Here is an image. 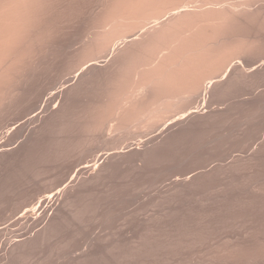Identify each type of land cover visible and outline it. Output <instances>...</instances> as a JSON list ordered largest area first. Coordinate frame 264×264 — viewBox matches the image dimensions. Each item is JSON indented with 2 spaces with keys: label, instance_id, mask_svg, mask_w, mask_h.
Listing matches in <instances>:
<instances>
[{
  "label": "bare ground",
  "instance_id": "obj_1",
  "mask_svg": "<svg viewBox=\"0 0 264 264\" xmlns=\"http://www.w3.org/2000/svg\"><path fill=\"white\" fill-rule=\"evenodd\" d=\"M74 1L75 0H0V131H1L0 135L1 134H2V136L4 135L3 137L0 138V154L1 155L2 154H9V153L11 154L15 151H18L19 152L18 155L15 158H13V160H14V162H21L24 158L27 157V154L31 150L32 147H34L35 145H37L39 143H42L49 133H51V134L53 133V134H56L60 137L58 139V142L60 141L59 142L60 145H61V142H64L65 143L64 145H66V147H65L66 149H63V151L60 148L61 146L60 147L56 146L57 148L61 149L60 151H58V149H56L58 152L61 153V151H62L64 153V155L62 154V156L65 157L64 159H66V162L68 159H70V158L72 159L74 156L80 157L79 160L76 162V164L73 167L70 165H69L70 167H68V166L65 168L63 167L64 169H67V170L72 169L73 172L69 171L70 173H72V178L70 180L68 178V176L71 177V175L68 174L67 179H69V180H68V182H67V180L65 181V182H67V184H65L63 182L65 184L63 186V184H61V182H60L61 186H63V187H61V186L59 187V190H61L59 192L57 191L59 194L54 196V197H51V199H50V196H52V194H50L51 192L48 189V191L50 192L49 193L50 195L48 194L49 196L47 197L49 199L47 201L48 203L46 202L47 206H46V204H42L43 206L44 205L46 206V208H44L46 211L44 212V209L41 208V209H43L42 211L44 212V220H46V224H44L43 228L39 232L37 231L38 229L35 230L38 232V234L36 233L37 236H35L34 238H32L33 237L32 236L30 239L28 238V240H27V238H25L19 242L13 241L15 243L12 242L9 245V249H10V246L12 248L13 255L20 250H25L28 245L34 244V243H36V241L37 242L38 241L39 242L44 241L48 237L54 236V234H56L59 231V229L61 228L63 223L67 222L66 221V218H67L66 211L69 210L76 203H79V202H77V200H79L80 197L85 196V194L88 193L89 191H91V189L94 186H96L97 184H99L101 182H105V180L114 176V174H116L119 170L125 169L126 167L127 168L132 167V166H134V168H137L138 163H141V165L139 164V166H141L140 168L143 169L145 167L144 165H146L147 163L148 164L151 163L153 165V163H157V162L160 163L161 161H165V160H167V162H168V160H172V156L175 155V153L178 152L180 154V152L178 151L180 149V146H182V145L186 146L185 144H191L190 141L194 140L195 137L200 136L202 133H204V131L206 132V130L211 128V126H213L217 121H220L221 119L224 120L225 118H228V116L229 117L234 116L237 113L236 111H238V109H239L238 104H241L240 110H243L245 112L244 114H246V119L243 120V121H245V123L246 122L251 123V122L255 121L257 114L261 113V110L264 109V99L263 100L261 99V101H259V103H256V102L251 103V102H248V100H242L239 103L237 101L243 95H246L247 92H254L255 90L264 86V0H98V1H94L95 4L92 5V7L90 8L89 20L87 22L88 25L85 27L83 35L80 36L78 34H75V35L73 34V36L71 38H69L66 42H63V41H60L61 35L63 36L64 34L67 33L66 31L70 28L69 25L73 22V19H75L74 17L71 16V12H74V10H75V7H73ZM73 30H75V29H73ZM100 59H103V61H99ZM101 62H104L105 64L102 65ZM60 81H62L61 85H60V87H57V85H58V83H60ZM262 95H264V93ZM253 101H254V99H253ZM222 105H228V107L227 108H221ZM255 110L257 113H255ZM256 120H257V118H256ZM242 122H241V124L244 127ZM33 124L36 125V127L34 126V128L32 129L31 125H33ZM241 124H240V127H241ZM247 126H248V124H247ZM221 127H223V126H221ZM228 127H229V125H228ZM232 127H234V126H232ZM243 127H241L242 130L244 129ZM236 128H238V127H236ZM5 129H7V130L4 131ZM251 131H253V130H251ZM257 131H256V133H257ZM25 132H28L26 134V136L24 135ZM212 132H214V131H212ZM233 132H234V129H233ZM230 133H232V131ZM212 134H214V133H212ZM234 135H235V133H234ZM246 135L244 136V138H242V140L238 144L231 146V149H229V150L228 149L224 150L223 145H222L223 143H225L222 141L223 135L220 136L218 138V140L220 141V142H218L219 143L218 147L220 149L218 151L220 152V154H219V152L216 153V155L218 154L217 157H221V158L223 157L224 158L226 155H230L231 153H233L235 151L247 149V147L249 146L248 144L250 143V140L253 141V139L250 138V136H246ZM204 136H206V135H204ZM225 136H227V133H226V135H224V137ZM22 137L24 139L21 142H19V140ZM50 137H53V135ZM234 139L235 138H233V140ZM260 139L261 140L258 141L257 145L255 146V149H253L252 154H250V152L248 151L250 156H248L247 159L242 158V157L235 158L234 162H232L233 164L231 165V167L234 168L235 166L239 165L243 168L242 165H244V163H249V162H252L254 160H255V163L257 161H262L264 159V135L263 134L261 135ZM204 140H205V138H204ZM206 140H208V139H206ZM213 140L215 142V139H213ZM226 142H228V141L226 140ZM229 142H230V139H229ZM55 143H57V142H55ZM215 143L217 144V142H215ZM74 144L76 146L75 149L78 147V149H76V152H73L75 150H72V149H74L73 148ZM97 144H98V146H100V148H103V150L106 153L94 155L95 150L93 149L94 147L92 148V146L97 145ZM205 144L201 145L200 146L201 148H199V149H204V147L206 148L207 145H210V143H208L206 145ZM212 144H213V142H212ZM142 146H144L145 149H142ZM191 146L194 147L193 144ZM195 146H197V144ZM52 147L53 146H50V148H52ZM97 147H95V148H97ZM229 147H230V145H229ZM126 149H129V150H126ZM196 150H197V148H196ZM50 151H51V149H50ZM58 152H56V153L58 154ZM96 153H98V151ZM190 153H189V155L187 154L188 157L190 156ZM213 153H214V150H213ZM203 154H205V153H203ZM48 155H50V154H48ZM52 155H54V154H52ZM182 155H184V154H182ZM59 156H60V154H59ZM92 156L94 158L92 160H88V158H90ZM205 156H206V154H205ZM184 157H182V158H184ZM190 157H194V156H192V154H191ZM229 157L230 156H228V158ZM38 158L40 159V157H38ZM180 158H181V156H180ZM197 158H198V156H197ZM71 159H70V161H71ZM173 160H175V159H173ZM183 160H185V159H183ZM188 160L189 159L187 158V160H185V161L187 162ZM211 160H212V158H211ZM72 161H74V159ZM213 161H215V159ZM9 162H12V160H9ZM59 162H63V160L62 161L60 160ZM175 162L177 163V161H175ZM210 162H212V161H210ZM45 163L43 164V167H45L44 166ZM53 163H56V162H53ZM212 163H210V164H212ZM216 163H215V165H216ZM226 163H227V161H226ZM30 164L32 165V163H30ZM57 164H58V162H57ZM59 164H61V163H59ZM163 164H164V162H163ZM182 164H184V163L182 162ZM158 165H160V164H158ZM61 166H63V164ZM191 166L193 167V165H191ZM13 167H15V166H13ZM26 167H27V165H26ZM39 167L40 166H38L36 168H39ZM158 167L156 166V168H158ZM174 167H175V165H174ZM181 167H183V165H181ZM194 168H196V166H194ZM210 168H212V166ZM210 168H209V170H210ZM7 170H8V168H7ZM45 170L46 169L44 168V171ZM67 170H64L65 173ZM167 170H166V172H167ZM197 170H198V168H197ZM197 170L194 169V170H191V171L186 172V173L181 172V173H179V175H176V177L172 181V184H171L172 186L170 185L171 188L167 192L166 198L171 199L172 197L174 198L175 195L179 197V195H177V194L182 192L183 190H185L187 187L196 186V185L199 186V183L201 182V180L204 177H206L207 175H209V173L200 172V170H199V172H197ZM215 170H217V169H215ZM173 171H175V170H172V172ZM69 172H67V173H69ZM132 172H133V170H132ZM143 172H144V170H143ZM30 173H31V170H30ZM45 173H47V172L45 171ZM129 173H131V172H129ZM134 173H135V171H134ZM2 174H5V173H2ZM41 174H43V173H41ZM41 174L39 176H41ZM117 174H119V173H117ZM161 174H162V172H161ZM161 174H160V176H161ZM216 174H217V172H216ZM224 174H226V172H224ZM251 174H253V173H251ZM65 175H67V174H65ZM10 176H11V174H10ZM22 176H23V174H22ZM29 176H31V175H29ZM34 176H35V174H34ZM44 176H46V175L44 174ZM182 176H183V178H181ZM224 176H226V175H224ZM56 177H57V174H56ZM140 177H141V175H140ZM211 177H213V175ZM36 178H37V175H36ZM221 178H222V176H221ZM232 178H233V176H232ZM19 179H21V177ZM34 179H35V177H34ZM39 179L40 178H38V180ZM131 179H132V177H131ZM131 179H130V181H131ZM2 180H3V178H2ZM132 180H135V179H132ZM204 180H206V179H204ZM231 180H229V181H231ZM235 180L233 178V181H235ZM8 181L11 182L12 180L11 181L8 180ZM108 181H109V179H108ZM141 181H143V180L141 179ZM240 181L242 182V180H240ZM246 181H248V180H246ZM258 181H260V180H258ZM263 181H264V179H263ZM23 182H24V180H23ZM52 182H53V180H52ZM152 182L154 184V181H152ZM36 183H38V182H36ZM151 183L149 185H151ZM160 183H162V182H160ZM5 184H7V183H5ZM10 184H9V187H10ZM17 184H19V183H17ZM40 184H41V182H40ZM153 184H152V186H153ZM164 184H165V182H164ZM34 185H35V183H34ZM116 185H118V184L116 183ZM58 186H59V184L57 185V187L56 186L55 187L52 186V187L54 189L55 188L58 189ZM108 186L111 187V185H108ZM136 186H135V188L138 189L137 188L138 186L137 187ZM236 186H237V184H236ZM255 186H254V188H255ZM21 187H23V186H21ZM122 187L123 186H121V188ZM125 187H123V188H125ZM222 187H224V186H222ZM256 187H257V188H255L256 190L258 189V191L264 192V183L259 184ZM10 188H12V186ZM100 188H101V186H100ZM251 188L253 189V187H251ZM4 189H5V187H4ZM19 189H20V187H19ZM140 189L141 188H139L138 190L141 191ZM155 189L157 190V188H154V190ZM191 190H192V187H191ZM221 190H219V192ZM248 190H249V188H248ZM248 190H247V192H248ZM6 191H4V192L8 193ZM25 191H26V189H25ZM38 191H39V189H38ZM112 191L116 192L115 190H112ZM163 191L164 190H162V192ZM189 191H190V189H189ZM233 191L235 192V190H233ZM110 192H108V193H110ZM133 192L135 193V191H133ZM143 192H145V191H143ZM143 192H140V193H143ZM152 192H153V190H152ZM243 192H245V190ZM10 193H8V194L11 195ZM15 193H16V191H15ZM47 193H46V195H47ZM102 193H104V191ZM205 193H207V192H205ZM17 194H18V192H17ZM105 194H107V193H105ZM135 194H137V193H135ZM228 194L229 193H227V195ZM242 194H244V193H242ZM27 195H28V193H27ZM46 195L44 196V198L46 197ZM89 195L86 196L87 200L88 199L90 200ZM120 195H122V193ZM128 195H131V194L129 193ZM128 195H127V197H128ZM132 195H133V193H132ZM138 195L139 194H137V196ZM156 195H159V194L156 193ZM101 196H102V194H101ZM148 196L149 195H147V197ZM155 196H153V197H155ZM3 197H4V195H3ZM118 197H120V196H118ZM180 197L182 198V196H180ZM192 197H193V194H192ZM26 198H27V196H26ZM105 198H107V197H105ZM116 198L117 197H115L114 199L116 200ZM181 198H179V199H181ZM199 198H197V199H199ZM0 199H2V197ZM30 199H28V200H30ZM45 199H44V203H45ZM114 199H112V200H114ZM135 199L137 201L138 198H135ZM175 199L178 200V198H174L173 201H175ZM220 199H222V198H220ZM237 199H239V198H237ZM84 200H86V199H84ZM126 200H128V199L126 198ZM2 201H3V199H2ZM22 201H25V200H22ZM95 201H97V200H95ZM120 201H122V199ZM236 201H238V200H236ZM262 201H263V199H262ZM84 202L85 201H83L82 203H84ZM88 202L89 201H87V203ZM98 202L99 201H97V203ZM123 202L124 201H122V204H123ZM153 202H154V200H153ZM167 202H169V201H167ZM205 202H206V200H205ZM211 202H212V200H211ZM108 203L109 202H106V205ZM120 203L118 204V206H120ZM139 203H141V202H139ZM176 203H175V205H176ZM199 203H202V202H199ZM245 203H246V201H245ZM22 204H23V202H22ZM89 204H92V202ZM110 204H111V202H110ZM129 204H130V202H129ZM181 204H182V202H181ZM184 204H182V205H184ZM205 204H207V203H205ZM212 204H214V203L212 202ZM248 204H249V202H248ZM29 205L30 204H28V206ZM80 205H79V208H80ZM165 205H167V203ZM169 205H167V206H169ZM171 205H172V203H171ZM34 206H36V205H34ZM88 206L89 207H87V210H88V208H90V205H88ZM101 206L103 207V205H101ZM101 206H99L100 209H101ZM161 206H164V205L162 204ZM173 206H174V204H173ZM180 206L181 205H179V207ZM187 206H189V205H187ZM9 207H10V205H9ZM22 207H25V206H22ZM81 207H85V208H82V210L80 212L85 213L83 211V209L86 211V206L83 205ZM94 207H95V205H94ZM110 207L115 208V206H110ZM131 207H133V206H131ZM147 207H149V206L147 205ZM32 208L35 209L34 207H32ZM95 208H93V209L95 210ZM111 208H110V211H112ZM121 208H122V206H121ZM134 208H132V209H134ZM154 208L155 207H153L152 210H154ZM163 208H165V207H163ZM203 208H204V206H203ZM31 209L29 208L30 212H31ZM71 209L76 210V208L75 209L71 208ZM29 210L25 209V211H27V212ZM90 210L91 209H89V212H90ZM20 211H22V210L19 209V212ZM34 211L32 210V212H34ZM77 211H79V209ZM27 212L26 213L24 212V214H27ZM50 212H52V213H50ZM94 212L98 213V208ZM103 212H104V210H103ZM106 212H105V214H106ZM146 212H148V211H146ZM164 212H162L163 215H165ZM74 213H75V211H74ZM88 213H86V214L88 215ZM91 213H89V215ZM97 213H94V214H97ZM100 213L101 212H99V214ZM22 214H23V212H22ZM118 214H120V213H118ZM118 214H116V215H118ZM138 214L140 215V213H137V215ZM231 214H233V213H231ZM70 215L72 216V214H70ZM79 215L81 216V213L78 214V216ZM87 215H82V216L86 217ZM192 215H195V214L193 213ZM203 215H205V214H203ZM254 215H255V213H254ZM82 216H81V218H82ZM92 216H93V213H92ZM107 216H109V215H107ZM142 216H141V218H142ZM146 216L147 215H145V218H146ZM158 216H156V217L158 218ZM172 216L171 217L169 216V218H172ZM74 217H77V216L74 215ZM104 217L106 218V215ZM162 217L163 216H161V218ZM197 217H198V215H197ZM18 218H19V216H18ZM84 218H82L81 220H83ZM95 218H97V217H95ZM107 218H109V217H107ZM107 218L105 220H107ZM203 218H204V216H203ZM100 219H101L100 220V222H101L103 220V217H101ZM118 219H120V218H118ZM149 219H151V218H149ZM81 220H79V221H81ZM204 220H205V218H204ZM91 221H89V219H88V222H91ZM155 221H157V220H155ZM98 222H99V219H98ZM103 222H104V220L102 221V223ZM126 222H127V220H126ZM190 222H189V224H190ZM201 222H203V221H201ZM228 222H229V220H228ZM77 223H78V221H77ZM86 223H84V224H86ZM105 223H108V222L105 221ZM111 223L114 224L113 221H111ZM149 223L151 224V222H149ZM178 223H179V221H178ZM197 224L199 225V223H197ZM197 224H195V225H197ZM39 225H41V224H39ZM89 225H90V223H89ZM260 225H262V224H260ZM91 226H92V224H91ZM138 226H140V225H138ZM251 226H253V225H251ZM69 227H71V226H69ZM74 227H76V226L74 225ZM80 227L82 228V224ZM84 227H87V226L84 225ZM108 227L106 228L107 230H108ZM122 227H125V226L123 225ZM161 227H162V225H161ZM169 227H171V226H169ZM169 227H167L166 230H169ZM228 227H230V226H228ZM112 228H114V227H112ZM139 228H137V229H139ZM220 228H222V227H220ZM75 229L76 228H74V232H76ZM117 229H119V228H117ZM137 229H136V231H137ZM188 229H190V228L188 227ZM207 229H208V227H207ZM224 229H225V227H224ZM69 230H70V228H69ZM77 230H79V229H77ZM109 230H110V227H109ZM109 230L107 231V233L109 232L108 235L111 234ZM122 230H124V229L122 228ZM166 230H165V232H166ZM199 230H200V228H199ZM249 230H251V229H249ZM112 231H115V230H112ZM147 231H149V230H147ZM131 232H133V231H131ZM77 233H79V231ZM177 233H178V231H177ZM61 234H62V232H61ZM129 235L131 236L130 233H129ZM152 235H151V237H152ZM188 235L189 234H187V236ZM62 236H64V235H62ZM116 236H119V235H116ZM124 236H126V235H124ZM181 236H184V235H181ZM203 236H201V237L203 238ZM244 236H245V234H244ZM246 236H248V235H246ZM141 237H142V235H141ZM151 237H149L150 240H152ZM62 238H64V237H62ZM106 238H108V237H106ZM0 239H1V237H0ZM55 239H56V237H55ZM101 239H102V237H101ZM117 239H118V237H117ZM159 239H161V238H159ZM71 240H73V238H71ZM94 240L95 239H93V241ZM98 240H99V238H98ZM103 240L106 241L105 239H102V241ZM107 240H109V239H107ZM143 240L144 239L142 238L139 241L140 242L146 241V240H144V241ZM167 240H169V239H167ZM196 240H198V238ZM196 240H194V241H196ZM58 241H57V243H58ZM68 241H70V240H68ZM74 241L76 242V240H74ZM88 241H90V240H88ZM115 241L113 240L114 243H115ZM158 241H160V240H158ZM178 241H180V240H178ZM191 241H193V239ZM60 242L61 241H59V244H60ZM91 242H92V240H91ZM95 242H97V241H95ZM185 242L183 241L182 243H185ZM198 242H200V240ZM63 243H65V242H62L61 245H63ZM102 243H105V242H102ZM147 243H148V241H147ZM166 243H167V241H166ZM187 243H188V241H187ZM233 243H234V241H233ZM66 244L69 245V243H66ZM116 244H118L117 241H116ZM159 244H160V242H159ZM189 244H191V242H189ZM194 244H196V243H194ZM90 245H91V243L89 244V246ZM118 245H117V247H118ZM129 245L130 244H128V246ZM133 245H134V243H133ZM141 245H140V247H141ZM172 245H176V244H172ZM131 246H132V244H131ZM169 246L170 245L168 244V247ZM177 246H179V245H177ZM177 246H176V248H175V246H174V248H173V246H171L170 248H173L174 250L176 249V251H177ZM188 246H185V247H188ZM227 246L229 248V245H227ZM60 247H62V246H60ZM140 247H139V250H140ZM145 247H142V248L145 249ZM180 247H182V246L180 245ZM192 247H193V244H192ZM230 247H232L231 244H230ZM260 247H263V246H260ZM129 248H132V247L129 246ZM183 248H184V246H183ZM228 248H226V250H228ZM103 249H104V247H103ZM106 249H107V247H106ZM154 249H156V248L154 247ZM108 250H107V252L109 253ZM132 250H131V252H132ZM157 250L158 249H156V252H158ZM164 250H165V248H164ZM193 250H195V249H193ZM230 250H228V251H230ZM253 250H251V251H253ZM259 250H260V248H259ZM10 251H11V249H10ZM12 251L9 254V252L6 250V252H8L9 255L12 254ZM116 251H118V250L116 249ZM225 251L223 250V252L225 254H227ZM232 251H234V250H232ZM254 251H253V253H254ZM20 252H21L20 256H24V255H22V251H20ZM20 252H18L17 254H19ZM128 252H129V250H128ZM131 252H130V254H131ZM179 252H181L180 249H179ZM197 252H199V250ZM219 252H221V251H219ZM223 252H221V253H223ZM237 252L238 251H236V253ZM88 253H87V256H88ZM112 253H113V251H112ZM133 253H134V250H133ZM141 253H143V252H141ZM203 253H204V251H203ZM258 253H256V254H258ZM121 254H123V253H121ZM128 254H127V256L125 255L126 260L131 256V255L128 256ZM173 254H175V253H173ZM234 254H235V252H234ZM261 254H263V253H260V255ZM119 255L120 254L118 253V257H119ZM146 255H147V257L149 256L148 253ZM158 255L159 254H157V256ZM170 255H172V254H170ZM201 255H203V254H201ZM229 255H230V253H229ZM192 256H193V254H192ZM248 256H249V254H248ZM248 256H247V258H248ZM158 257L156 259H158ZM255 257H256V255H255ZM73 258L78 259L79 257L77 258L74 256ZM122 258L124 259V257H122ZM131 258L133 260V258H134L133 254H132ZM131 258H129V259L131 260ZM135 258H134V260H135ZM143 258H144V256L142 257V259ZM185 258H186V256H185ZM209 258L207 257V260ZM229 258H228V260H229ZM237 258H239V257H237ZM148 259L149 258H147L146 260H148ZM82 260H84V259H82ZM89 260H91V259H88V261ZM146 260H144V261H146ZM207 260H205V261H207ZM119 261L120 260H118V262ZM138 261H140V260H138ZM162 261H164V260H162ZM215 261H217V260L214 259V262ZM249 261H252V260L249 259ZM249 261H247V262H249ZM67 262H70L69 264H81L80 260H73V259L71 260L70 259ZM93 262H95V261L93 260ZM204 262H201V263H204ZM244 262H246V261L244 260ZM122 263H124V262H122ZM239 263H240V261H239ZM251 263H253V261ZM126 264H127V262H126ZM133 264H134V262H133ZM196 264H197V261H196Z\"/></svg>",
  "mask_w": 264,
  "mask_h": 264
},
{
  "label": "rangeland",
  "instance_id": "obj_2",
  "mask_svg": "<svg viewBox=\"0 0 264 264\" xmlns=\"http://www.w3.org/2000/svg\"><path fill=\"white\" fill-rule=\"evenodd\" d=\"M94 1H98V0H75L74 3H73V7H75V10L74 12H71V16L74 17L75 19H73V22L69 25V29L66 31L67 33L64 34L63 36L61 35V39L60 41H63V42H66L69 38H71L73 36V34H78V35H83L84 33V30H85V27L88 25L87 22L89 20V11H90V8L92 7V5L95 4ZM75 5V6H74ZM87 5V6H86ZM76 11V12H75ZM87 16V17H86ZM82 18V19H81ZM85 25V26H84ZM80 27V28H79ZM83 28V29H82ZM75 29V30H73ZM99 61H103V59H100ZM101 64H105L104 62H101ZM61 82L58 83L57 87H60L61 85ZM260 90V91H259ZM264 93V86L260 87L259 89L255 90L254 92H247L246 95H243L238 101L241 102L242 100H248V102H251V103H259V101H261V99L263 100L264 99V95H262ZM261 94V95H260ZM259 97V98H258ZM261 97V98H260ZM244 98V99H243ZM254 99V101H253ZM257 99V100H256ZM236 101V102H237ZM241 104H238V111H236L237 113L234 115V116H231L228 118H225L224 120H220V121H217L213 126H211V128L207 129L206 132L204 131V133H202L200 136L198 137H195L194 140L190 141L191 144H185L186 146L182 145L180 146V149L178 150L180 152V154L177 152L175 153V155L172 156V160L175 159V160H165V161H161L160 163H153V165L151 163H147L146 165H144L145 167L142 169L140 168L141 166H139V164L141 165V163H138V167L137 168H134V166L132 167H126L125 169H121L119 170L117 173L119 174H114V176L108 178L107 180H105V182H101L99 184H97L96 186H94L91 191H89L88 193L85 194V196H82L80 197L79 200H77V202L79 203H76L74 206H72L71 208L75 209L76 210H72L71 208L69 210L66 211V223H63V225L61 226V228L59 229V231L54 234V236H50L48 237L47 239H45L44 241H36V243L34 244H31V245H28L27 246V250H20L22 251V255L24 256H20L21 252L19 254L15 253L13 255V251H12V248L10 246V249L12 251V254L9 255L11 253L10 249H9V245L15 241V242H19L25 238H28L30 239L32 236V238H34L36 235V233L38 234V232L43 228L44 224H46V220H44V212L46 211L44 208H46L47 206V201L49 200L47 197L52 194V196H50V199L51 197H54L56 195H58L59 191V187L61 186V184H63V186L65 184H67L68 180L72 178V173H70L69 171H72V169H64L65 167H70V166H74L76 164V162L79 160V156H74L71 161L70 159L67 160L66 162V159H64L65 157L62 156V154L64 155V153L62 152L63 149H66V145H64L65 143L64 142H61V145L59 144L58 142V139L60 138L58 135L56 134H51L49 133L46 138L44 139V141L42 143H39L37 145H35L34 147L31 148V152L29 151L28 154H27V157L24 158L21 162H14L13 158H15L17 155H18V151H15L13 153H9V154H0V173H5V174H0V196L2 197V199H0V237H1V241H0V264H69L70 262H67L69 261L70 259L72 260H80V263L82 264H196V261H197V264H238L239 261L240 263L239 264H264V192H260L258 191V189L256 190L255 188H257L256 186L259 185V184H262L264 183L263 181V177H264V159L262 161H257L255 163V160L252 161V162H249V163H244L243 168L241 166H235L234 168L231 167V165L233 164L232 162H234L235 158H239V157H242V158H245L247 159L249 155V152L250 154H252L253 152V149H255V146L257 145L258 141H260L261 139V135L263 134L264 135V109L261 110V113L257 114V120L255 118V121L251 122V123H248L245 121H243L244 119H246V114H244L245 112L243 110H240ZM226 106V107H225ZM216 107V106H215ZM228 105H222L221 108H227ZM260 112V111H259ZM240 113V114H239ZM255 113L256 110H255ZM237 115V116H236ZM243 115V116H242ZM259 115V116H258ZM262 116V117H261ZM237 117V118H236ZM244 117V118H243ZM232 119V120H231ZM237 120V121H236ZM230 121V122H229ZM233 121V122H232ZM243 121V122H242ZM241 122L243 123L244 127L242 126ZM259 123V124H258ZM263 123V124H262ZM240 124H241V127H243L244 129L242 130V128L240 127ZM248 124V126H247ZM250 124V125H249ZM255 124V125H254ZM229 125V127H228ZM258 125V126H257ZM34 126L36 127V125H31V128L33 129ZM223 126V127H221ZM234 126V127H232ZM247 126V127H246ZM220 127V128H219ZM238 127V128H236ZM219 128V129H218ZM255 128V129H254ZM233 129H234V132H233ZM241 129V130H240ZM260 129V130H259ZM7 129H5L4 131H6ZM211 130V131H210ZM253 130V131H251ZM258 130V131H257ZM3 131V132H4ZM214 131V132H212ZM232 131V133H230ZM257 131V133H256ZM239 132V133H238ZM1 133V131H0ZM28 132H25L24 135L26 136ZM214 133V134H212ZM227 133V136L224 137V135H226ZM230 133V134H229ZM235 133V135H234ZM206 136H204V135ZM212 134V135H211ZM229 134V135H228ZM244 134V135H243ZM247 134V135H246ZM29 135V134H28ZM53 137H50L52 136ZM219 135V136H218ZM223 135V136H222ZM239 135V136H238ZM250 136V138L253 139L250 140V143L248 144L249 146L247 147V149H242L240 151H235L233 153H231L230 155H226L224 158L222 157H217L216 153H218L220 150L219 147H218V142H220L218 140V138L220 136H222V141L225 142L223 143V148L224 150H229L231 149V146L235 145V144H238L242 138H244V136ZM252 135V136H251ZM4 136V135H3ZM2 134L0 135V138L3 137ZM211 136V137H210ZM243 136V137H242ZM200 137V138H199ZM207 137V138H206ZM216 137V138H215ZM228 137V138H227ZM199 138V139H198ZM205 138V140H204ZM233 138H235L233 140ZM24 138L22 137L19 142H21ZM197 139V140H196ZM208 139V140H206ZM213 142L210 141V140ZM215 139V142H217V144L214 142ZM217 139V140H216ZM225 139V140H224ZM229 139H230V142H229ZM256 139V140H255ZM51 140V141H50ZM226 140L228 142H226ZM255 140V141H254ZM209 141V142H208ZM57 142V143H55ZM202 142V143H201ZM208 144L210 143V145H207L206 148L204 147V149H199L201 148L200 146L203 145V144ZM230 143V144H229ZM19 144V143H18ZM17 144V145H18ZM46 144V145H45ZM49 144V145H48ZM194 145V147H192L191 145ZM197 144V146H195ZM205 144V145H206ZM230 147H229V145ZM59 145V146H58ZM212 145V146H211ZM216 145V146H215ZM225 145V146H224ZM40 146V147H39ZM49 146V147H48ZM50 146H53L52 148H50ZM60 147L62 149L61 153L58 152L60 151L61 149L60 148H57V147ZM97 145H94L92 146V148L95 150V154L94 155H99V154H103V153H106L103 148H100V146ZM56 147V148H55ZM63 147V148H62ZM75 144H74V149L72 150H75L73 152H76V149H78V147L75 149ZM97 147V148H95ZM44 150H42V149ZM185 148V149H184ZM197 148V150H196ZM251 148V149H250ZM37 149V150H36ZM47 149V150H46ZM51 149V151H50ZM58 149V151L56 150ZM102 151H101V150ZM106 149V148H105ZM142 149H145L144 146H142ZM187 149V150H186ZM209 149V150H208ZM126 150H129V149H126ZM197 152H196V151ZM203 150V151H202ZM213 150H214V153H213ZM55 151V152H54ZM98 151V153H96ZM104 151V152H103ZM107 151V150H106ZM249 151V152H248ZM35 154H34V153ZM58 152V154L56 153ZM187 152V153H186ZM191 152V153H190ZM196 154H195V153ZM37 153V154H36ZM184 155H182V154ZM190 153V156L192 154V156L194 157H188ZM205 153V154H203ZM213 155H212V154ZM35 156H34V155ZM50 154V155H48ZM54 154V155H52ZM57 154V155H56ZM60 154V156H59ZM178 154V155H177ZM186 154V155H185ZM188 154V155H187ZM209 154V155H208ZM220 154V152H219ZM46 155V156H45ZM75 155V154H74ZM204 157H203V156ZM50 156V157H49ZM52 156V157H51ZM55 156V157H54ZM58 156V157H57ZM179 158H178V157ZM181 156V158H180ZM185 156V157H184ZM198 156V158H197ZM201 156V157H200ZM228 156H230L228 158ZM33 157V158H32ZM40 157V159L38 158ZM46 157V158H45ZM184 157V158H182ZM189 159L187 162L185 160H187V158ZM208 157V158H207ZM28 158V159H27ZM38 158V159H37ZM57 158V159H56ZM94 157H90L88 158V160H92ZM197 158V159H196ZM212 158V160H211ZM57 161H56V160ZM74 159V161H72ZM179 161H178V160ZM185 159V160H183ZM192 159V160H191ZM194 159V160H193ZM215 159V161H213ZM231 159V160H230ZM9 160H12V162H9ZM38 162H37V161ZM41 160V161H40ZM48 160V161H47ZM53 160V161H52ZM62 161L63 162H59V161ZM205 160V161H204ZM217 160V161H216ZM220 160V161H219ZM227 163H226V161ZM8 161V162H7ZM29 161V162H28ZM47 161V162H46ZM171 161V162H170ZM177 161V163L175 162ZM203 161V162H202ZM212 161V162H210ZM219 161V162H218ZM2 162V163H1ZM14 162V163H13ZM48 164H46V163ZM53 162H56V163H53ZM58 162V164H57ZM164 162V164H163ZM168 164H167V163ZM182 162L184 164H182ZM217 162V163H216ZM5 163V164H4ZM18 163V164H17ZM32 163V165L30 164ZM38 163V164H37ZM45 163V167H43V164ZM61 163V164H59ZM65 163V164H64ZM72 163V164H71ZM186 163V164H185ZM212 163V164H210ZM216 163V165H215ZM229 163V164H228ZM263 163V164H262ZM42 164V165H41ZM53 164V165H52ZM63 164V166H61ZM68 164V165H67ZM156 164V165H155ZM160 164V165H158ZM178 164V165H177ZM197 164V165H196ZM201 164V165H200ZM206 164V165H205ZM220 164V165H219ZM226 164V165H225ZM228 164V165H227ZM246 164V165H245ZM260 164V165H259ZM27 165V167H26ZM59 165V166H58ZM70 165V166H69ZM149 165V166H148ZM175 165V167H174ZM181 165H183V167H181ZM193 165V167L191 166ZM200 165V166H199ZM210 165V166H209ZM215 165V166H214ZM15 166V167H13ZM31 166V167H30ZM34 166V167H33ZM40 166L39 168H36V167ZM153 166V167H152ZM156 166L158 168H156ZM178 166V167H177ZM190 166V167H189ZM194 166H196V168H194ZM212 166V168H210ZM218 166V167H217ZM3 167V168H2ZM19 167V168H18ZM29 167V168H28ZM42 167V168H41ZM49 167V168H48ZM56 167V168H55ZM60 167V168H59ZM64 167V168H63ZM201 167V168H200ZM258 167V168H257ZM8 168V170H7ZM33 170H32V169ZM41 168V169H40ZM44 168L46 169L45 171L47 173H45L44 171ZM48 168V169H47ZM54 168V169H53ZM63 170H62V169ZM130 168V169H129ZM152 168V169H151ZM174 168V169H173ZM186 168V169H185ZM198 168V170H197ZM210 168V170H209ZM219 168V169H218ZM223 168V169H222ZM240 168V169H239ZM254 168V169H253ZM260 168V169H259ZM4 169V170H3ZM29 169V170H28ZM128 169V170H127ZM156 169V170H155ZM159 169V170H158ZM169 171H168V170ZM175 170L172 172V170ZM180 169V170H179ZM196 169L197 172H204V173H209V175H207L206 177H204L201 182L199 183V186H190V187H187L185 190H183L182 192L178 193L177 195L178 196H174V198H178L174 200V198L172 197L171 199L170 198H166V195H167V192L170 190L171 188V184H172V181L174 180V178L176 177V175H179V173H186V172H189L191 170H194ZM208 169V170H207ZM217 169V170H215ZM225 169V170H224ZM231 169V170H230ZM262 169V170H261ZM20 170V171H19ZM30 170H31V173H30ZM53 172H52V171ZM64 170H67L66 173ZM130 170V171H129ZM133 170V172H132ZM144 170V172H143ZM149 170V171H148ZM167 170V172H166ZM207 170V171H206ZM22 171V172H21ZM40 171V172H39ZM49 171V172H48ZM122 171V172H121ZM131 173H129V172ZM135 171V173H134ZM141 171V172H140ZM157 171V172H156ZM165 171V172H164ZM233 171V172H232ZM238 171V172H237ZM252 171V172H251ZM10 172V173H9ZM14 174H13V173ZM27 172V173H26ZM59 172V173H58ZM63 172V173H62ZM69 172V173H67ZM127 172V173H126ZM162 172V174H161ZM175 172V173H174ZM217 172V174H216ZM224 172H226V174H224ZM240 172V173H239ZM16 173V174H15ZM38 173V174H37ZM43 173V174H41ZM146 173V174H145ZM148 173V174H147ZM151 173V174H150ZM161 176H160V174ZM253 173V174H251ZM8 174V175H7ZM11 174V176H10ZM23 174V176H22ZM35 174V176H34ZM41 174V176H39ZM44 174L46 176H44ZM53 174V175H52ZM56 174H57V177H56ZM59 174V175H58ZM67 174V175H65ZM71 175V177L68 176ZM129 176H128V175ZM156 174V175H155ZM166 176H165V175ZM174 174V175H173ZM226 176H224V175ZM230 174V175H229ZM235 174V175H234ZM4 175V176H3ZM16 175V176H15ZM19 175V176H18ZM31 175V176H29ZM36 175H37V178H36ZM120 175V176H119ZM126 175V176H125ZM131 175V176H130ZM141 175V177H140ZM158 175V176H157ZM172 175V176H171ZM213 175V177H211ZM16 178H15V177ZM67 176L69 179H67ZM134 176V177H133ZM157 176V177H156ZM222 176V178H221ZM235 181H233V178ZM245 176V177H244ZM250 176V177H249ZM252 176V177H251ZM21 177V179H19ZM35 177V179H34ZM42 177V178H41ZM60 179H59V178ZM120 177V178H119ZM126 177V178H125ZM135 179V180H132L131 179ZM145 177V178H144ZM164 177V178H163ZM3 178V180H2ZM6 178V179H5ZM16 180H15V179ZM18 178V179H17ZM27 178V179H26ZM38 178H40L38 180ZM56 178V179H55ZM126 180H125V179ZM137 178V179H136ZM156 178V179H155ZM183 178V176L181 177ZM209 178V179H208ZM6 181H5V180ZM26 179V180H25ZM33 179V180H32ZM118 179V180H117ZM131 179V181H130ZM141 179L143 181H141ZM206 179V180H204ZM232 179V180H231ZM2 180V181H1ZM8 180H12L11 182H9ZM19 180V181H18ZM21 180V181H20ZM24 180V182H23ZM53 180V182H52ZM56 182H55V181ZM67 180V182H65ZM116 180V181H115ZM124 180V181H123ZM129 180V181H128ZM221 180V181H220ZM223 180V181H222ZM231 180V181H229ZM242 180V182L240 181ZM244 180V181H243ZM248 180V181H246ZM260 180V181H258ZM17 181V182H16ZM33 181V182H32ZM120 181V182H119ZM133 181V182H132ZM136 181V182H135ZM139 181V182H138ZM154 181V184L153 182ZM165 184H164V182ZM208 181V182H207ZM225 181V182H224ZM229 181V182H228ZM256 183H254V182ZM9 182V183H8ZM14 182V183H13ZM38 182V183H36ZM41 182V184H40ZM61 182V184H60ZM65 184H64V183ZM128 182V183H127ZM149 182V183H148ZM152 182V183H151ZM162 182V183H160ZM227 182V183H226ZM231 182V183H230ZM241 182V183H240ZM250 182V183H249ZM253 182V183H252ZM259 182V183H258ZM7 183V184H5ZM11 183V184H10ZM13 183V184H12ZM16 183V184H15ZM19 183V184H17ZM33 183V184H32ZM35 183V185H34ZM50 183V184H49ZM53 183V184H52ZM57 183V184H56ZM116 183L118 185H116ZM124 183V184H123ZM134 183V184H133ZM151 183V185H149ZM235 185H234V184ZM9 184H10V187L12 186V188L9 187ZM33 186H32V185ZM52 184V185H51ZM59 184L58 186V189L57 188H53L52 186H56ZM121 184V185H120ZM138 186H136V185ZM147 184V185H146ZM153 184V186H152ZM156 184V185H155ZM204 184V185H203ZM230 184V185H229ZM237 184V186H236ZM240 184V185H239ZM17 185V186H16ZM30 185V186H29ZM108 185H111L108 186ZM127 187H125V186ZM128 185V186H127ZM161 185V186H160ZM164 185V186H163ZM171 185V186H170ZM244 185V186H243ZM253 185V186H252ZM256 185V186H255ZM9 188H8V187ZM23 186V187H21ZM32 186V187H31ZM61 186V187H63ZM101 186V188H100ZM121 186L125 187V188H121ZM134 186V187H133ZM135 186L139 189L141 188L139 191L138 189L135 188ZM147 186V187H146ZM151 186V187H150ZM157 186V187H156ZM159 186V187H158ZM224 186V187H222ZM255 186V188H254ZM5 187V189H4ZM20 187V189H19ZM106 187V188H105ZM109 187V188H108ZM131 187V188H130ZM145 187V188H144ZM149 187V188H148ZM162 187V188H161ZM191 187H192V190H191ZM240 187V188H239ZM245 187V188H244ZM253 187V189L251 188ZM7 188V189H6ZM26 191H25V189ZM46 188V189H45ZM52 188V189H51ZM97 188V189H96ZM117 188V189H116ZM143 188V189H142ZM148 190H147V189ZM154 188H157V190ZM160 188V189H159ZM219 188V189H218ZM223 188V189H222ZM249 188V190H248ZM30 189V190H29ZM39 189V191H38ZM51 192H49L48 191ZM51 189V190H50ZM54 189V190H53ZM110 189V190H109ZM125 189V190H124ZM129 189V190H128ZM159 189V190H158ZM190 189V191H189ZM210 189V190H209ZM212 189V190H211ZM222 189V190H221ZM225 189V190H224ZM240 189V190H239ZM3 192H2V191ZM7 190V191H6ZM18 190V191H17ZM24 190V191H23ZM112 190H115L116 192L112 191ZM145 192H143V191ZM153 190V192H152ZM161 190V191H160ZM162 190H164L162 192ZM196 190V191H195ZM200 190V191H199ZM208 190V191H207ZM214 190V191H213ZM219 190H221L219 192ZM227 190V191H226ZM235 190V192L233 191ZM239 190V191H238ZM245 190V192H243ZM248 190V192H247ZM4 191L10 193L11 195H9L8 193H5ZM16 191V193H15ZM58 191V192H57ZM97 191V192H96ZM104 191V193L102 192ZM106 191V192H105ZM110 193H108V192ZM125 191V192H124ZM133 191H135V193L139 194L137 196V194H135ZM148 191V192H147ZM160 191V192H159ZM188 191V192H187ZM212 191V192H211ZM252 191V192H251ZM18 192V194H17ZM23 192V193H22ZM47 195H46V193ZM94 192V193H93ZM140 192H143V193H140ZM152 192V193H151ZM158 193L159 195H156V193ZM162 192V193H161ZM202 192V193H201ZM207 192V193H205ZM209 192V193H208ZM223 192V193H222ZM233 192V193H232ZM28 193V195H27ZM50 193V194H49ZM107 193V194H105ZM116 193V194H115ZM122 193V195H120ZM130 193L131 195H128ZM133 193V195H132ZM147 193V194H146ZM156 195H154V194ZM183 193V194H182ZM190 193V194H189ZM227 193H229L227 195ZM244 193V194H242ZM247 193V194H246ZM14 194V195H13ZM49 194V195H48ZM102 194V196H101ZM109 194V195H108ZM145 194V195H144ZM192 194H193V197H192ZM202 194V195H201ZM205 194V195H204ZM241 194V195H240ZM249 194V195H248ZM4 195V197H3ZM6 195V196H5ZM8 195V196H7ZM16 195V196H15ZM22 195V196H21ZM46 195V199L44 198V196ZM89 195V198L90 200L88 199L87 200V197ZM100 195V196H99ZM128 195V197H127ZM142 195V196H141ZM147 195H149L147 197ZM188 195V196H187ZM201 195V196H200ZM236 195V196H235ZM10 196V197H9ZM27 196V198H26ZM107 198H105V197ZM111 196V197H110ZM116 200L114 199L115 197ZM120 196V197H118ZM130 196V197H129ZM155 196V197H153ZM182 196V198L180 197ZM187 196V197H186ZM197 196V197H196ZM209 196V197H208ZM228 196V197H227ZM0 197V198H1ZM25 197V198H24ZM93 197V198H92ZM95 197V198H94ZM100 197V198H99ZM128 200H126V198ZM133 199H132V198ZM195 197V198H194ZM200 197V198H199ZM219 197V198H218ZM256 197V198H255ZM5 198V199H4ZM31 198V199H30ZM83 198V199H82ZM110 198V199H109ZM135 198H138L137 201ZM147 200H146V199ZM164 198V199H163ZM181 198V199H179ZM199 198V199H197ZM203 198V199H202ZM209 198V199H208ZM222 198V199H220ZM239 198V199H237ZM251 198V199H250ZM13 199V200H12ZM19 199V200H18ZM30 199V200H28ZM44 199H45V203H44ZM86 199V200H84ZM114 199V200H112ZM122 199L123 204H122V201H120ZM130 199V200H129ZM144 199V200H143ZM160 201H159V200ZM170 199V200H169ZM206 202H205V200ZM263 199V201H262ZM8 200V201H7ZM22 200H25V201H22ZM43 200V201H42ZM82 200V201H81ZM99 201L97 203V201ZM105 200V201H104ZM151 200V201H150ZM154 200V202H153ZM204 200V201H203ZM214 204H212V202ZM218 200V201H217ZM224 200V201H223ZM238 200V201H236ZM2 201V202H1ZM11 201V202H10ZM13 201V202H12ZM23 204H22V202ZM42 201V202H41ZM83 201H85L84 203H82ZM87 201H89L87 203ZM135 201V202H134ZM165 201V202H164ZM169 201V202H167ZM191 201V202H190ZM193 201V202H192ZM208 201V202H207ZM223 201V202H222ZM229 201V202H228ZM241 201V202H240ZM246 201V203H245ZM253 201V202H252ZM16 202V203H15ZM18 202V203H17ZM47 202V203H46ZM92 204H89L91 203ZM104 202V203H103ZM106 202H109L107 205H106ZM111 202V204H110ZM114 204H113V203ZM117 202V203H116ZM120 203V206H118V204ZM128 202V203H127ZM130 202V204H129ZM138 202V203H137ZM141 202V203H139ZM160 202V203H159ZM177 202V203H176ZM184 204L182 205L181 204ZM184 202V203H183ZM189 204H188V203ZM199 202H202V203H199ZM207 204H205V203ZM210 202V203H209ZM249 202V204H248ZM3 203V204H2ZM12 203V204H11ZM14 203V204H13ZM96 203V204H95ZM101 203V204H100ZM103 203V204H102ZM154 203V204H153ZM167 203V205H172L170 206H167L165 205ZM176 203V205H175ZM187 203V204H186ZM198 205H197V204ZM227 203V204H226ZM253 203V204H252ZM7 204V205H6ZM28 204H30L28 206ZM42 204H46V206L44 207ZM78 204V205H77ZM81 204V205H80ZM98 204V205H97ZM100 204V205H99ZM105 204V205H104ZM122 204V205H121ZM135 204V205H134ZM164 205V206H161V205ZM174 204V206H173ZM193 204V205H192ZM243 204V205H242ZM252 204V205H251ZM5 205V206H4ZM10 205V207H9ZM36 205V206H34ZM79 205H80V208H79ZM86 206V211L83 209V211L85 213H82L80 212L82 210V208H85V207H81V206ZM88 205H90V208H88L87 210V207H89ZM95 205V207H94ZM97 205V206H96ZM103 205V207L101 206ZM133 207H131V206ZM147 205L149 207H147ZM157 205V206H156ZM179 205H181L179 207ZM189 205V206H187ZM246 205V206H245ZM262 205V206H261ZM5 208H4V207ZM18 206V207H17ZM22 206H25V207H22ZM31 209L32 207H34L35 209H31V212L29 210V208ZM42 206V207H41ZM78 206V207H77ZM93 206V207H92ZM99 206H101V209L99 208ZM107 208H106V207ZM110 206H115L114 207H110ZM122 206V208H121ZM141 206V207H140ZM160 208H159V207ZM204 206V208H203ZM255 206V207H254ZM16 207V208H15ZM75 207V208H74ZM105 207V208H104ZM126 207V208H125ZM128 207V208H127ZM135 207V208H134ZM151 207V208H150ZM154 208V210H152ZM165 207V208H163ZM206 207V208H205ZM263 207V208H262ZM21 209L22 211L19 212V209ZM28 208V209H27ZM44 209V212L42 211ZM95 208V210L93 209ZM98 208V213L97 212H94L96 211ZM103 208V209H102ZM110 208L112 211H110ZM118 210H117V209ZM134 208V209H132ZM138 208V209H137ZM147 208V209H146ZM160 210H159V209ZM178 208V209H177ZM186 208V209H185ZM237 208V209H236ZM26 210H29L28 212L25 211ZM79 209V211H77ZM89 209L90 212H89ZM114 209V210H113ZM132 209V210H131ZM137 209V210H136ZM171 209V210H170ZM191 209V210H190ZM195 209V210H194ZM222 209V210H221ZM230 209V210H229ZM263 209V210H262ZM17 210V211H16ZM32 210L34 212H32ZM104 210V212H103ZM129 212H128V211ZM131 210V211H130ZM141 210V211H140ZM148 212H146V211ZM167 210V211H166ZM183 212H182V211ZM197 210V211H196ZM200 210V211H199ZM219 210V211H218ZM245 210V211H244ZM252 210V211H251ZM6 211V212H5ZM70 211V212H69ZM75 211V213H74ZM77 211V212H76ZM93 213V216H92V213L89 215V213ZM107 211V212H106ZM114 211V212H113ZM123 211V212H122ZM127 211V212H126ZM165 211V212H164ZM176 211V212H175ZM180 211V212H179ZM208 211V212H207ZM2 212V213H1ZM13 212V213H12ZM23 212V214H22ZM24 212L27 214H24ZM81 213V216L82 215H87L86 213H88V215L85 217V216H82V218H84L83 220H81V216L78 214ZM99 212H101L99 214ZM106 212V214H105ZM146 212V213H145ZM161 212V213H160ZM165 215H163V213ZM172 212V213H171ZM188 212V213H187ZM190 212V213H189ZM245 212V213H244ZM17 213V214H16ZM21 213V214H20ZM43 213V214H42ZM52 213V212H50ZM74 213V214H73ZM94 213H97V214H94ZM114 213V214H113ZM120 213V214H118ZM123 215H122V214ZM132 215H130V214ZM133 213V214H132ZM137 213H140V215ZM161 215H160V214ZM174 213V214H173ZM179 213V214H178ZM194 213L195 215H192ZM219 213V214H218ZM233 213V214H231ZM237 213V214H236ZM255 213V215H254ZM258 213V214H257ZM42 214V215H41ZM72 214V216L70 215ZM112 214V215H111ZM118 214V215H116ZM128 216H127V215ZM143 216H142V215ZM171 214V215H170ZM181 214V215H180ZM184 214V215H183ZM205 214V215H203ZM214 214V215H213ZM246 214V215H245ZM257 214V215H256ZM24 215V216H23ZM40 215V216H39ZM77 216V217H74ZM106 215V218L107 220H105L106 218L104 217ZM109 215V216H107ZM138 217H137V216ZM145 215L146 218H145ZM159 215V216H158ZM173 215V216H172ZM180 215V216H179ZM183 215V216H182ZM198 215V217H197ZM208 215V216H207ZM225 215V216H224ZM231 215V216H230ZM240 215V216H239ZM252 215V216H251ZM19 216V218H18ZM37 216V217H36ZM42 216V217H41ZM69 216V217H68ZM92 216V217H91ZM112 218H111V217ZM118 216V217H117ZM130 216V217H129ZM142 216V218H141ZM158 216V218L156 217ZM161 216H163L161 218ZM169 216L172 218H169ZM205 220H204V218ZM243 216V217H242ZM249 216V217H248ZM258 216V217H257ZM72 217V218H71ZM97 217V218H95ZM103 217V220L104 222L102 223V221L100 222V218ZM117 217V218H116ZM133 217V218H132ZM141 219H140V218ZM179 217V218H178ZM184 217V218H183ZM186 217V218H185ZM23 218V219H22ZM69 218V219H68ZM75 218V219H74ZM77 218V219H76ZM80 218V219H79ZM89 221L91 222H88V219ZM95 218V219H94ZM120 218V219H118ZM125 218V219H124ZM128 218V219H127ZM131 218V219H130ZM151 218V219H149ZM199 218V219H198ZM210 218V219H209ZM248 218V219H247ZM26 219V220H25ZM86 219V220H85ZM98 219H99V222H98ZM113 219V220H112ZM118 219V220H117ZM124 219V220H123ZM146 219V220H145ZM178 219V220H177ZM207 219V220H206ZM259 219V220H258ZM22 220V221H21ZM39 220V221H38ZM71 220V221H70ZM81 220V221H79ZM127 220V222H126ZM131 220V221H130ZM143 222H142V221ZM149 220V221H148ZM154 220V221H153ZM157 220V221H155ZM163 220V221H162ZM171 220V221H170ZM173 220V221H172ZM229 220V222H228ZM231 220V221H230ZM233 220V221H232ZM78 221V223H77ZM95 221V222H94ZM108 222V223H105ZM111 221L114 222L111 223ZM134 221V222H133ZM146 221V222H145ZM166 221V222H165ZM179 221V223H178ZM191 221V222H190ZM203 221V222H201ZM40 222V223H39ZM76 222V223H75ZM80 222V223H79ZM87 222V223H86ZM132 222V223H131ZM148 222V223H147ZM151 222V224L149 223ZM175 222V223H174ZM177 222V223H176ZM183 222V223H182ZM190 222V224H189ZM196 222V223H195ZM209 222V223H208ZM233 222V223H232ZM238 222V223H237ZM86 223V224H84ZM90 223V225H89ZM118 225H117V224ZM124 223V224H123ZM143 223V224H142ZM166 223V224H165ZM182 223V224H181ZM199 223V225L197 224ZM212 225H211V224ZM231 225H230V224ZM243 223V224H242ZM41 224V225H39ZM80 224V225H79ZM82 224V228L80 227ZM92 224V226H91ZM94 224V225H93ZM101 224V225H100ZM113 224V225H112ZM121 226H120V225ZM131 224V225H130ZM136 224V225H135ZM169 224V225H168ZM192 224V225H191ZM197 224V225H195ZM237 226H236V225ZM262 224V225H260ZM71 227H69V226ZM74 225L76 227H74ZM84 225H86L87 227H84ZM99 225V226H98ZM103 225V226H102ZM115 225V226H114ZM125 226V227H122V226ZM140 225V226H138ZM155 225V226H154ZM162 225V227H161ZM166 225V226H165ZM188 225V226H187ZM216 227H215V226ZM222 225V226H221ZM233 225V226H232ZM253 225V226H251ZM106 226V227H105ZM110 227V230H109V227ZM129 226V227H128ZM171 226V227H169ZM180 226V227H179ZM185 226V227H184ZM198 228H197V227ZM210 226V227H209ZM230 226V227H228ZM243 226V227H242ZM37 227V228H36ZM64 227V228H63ZM73 227V228H72ZM78 227V228H77ZM108 227V230L110 231L111 234L108 235L107 233V228ZM114 227V228H112ZM133 227V228H132ZM140 227V228H139ZM143 227V228H142ZM166 227V228H165ZM167 227H169V230H166ZM188 227L190 229H188ZM208 227V229H207ZM222 227V228H220ZM225 227V229H224ZM68 228V229H67ZM70 228V230H69ZM74 228H76V232H74ZM86 228V229H85ZM112 228V229H111ZM119 228V229H117ZM122 228L124 230H122ZM137 231H136V229ZM142 228V229H141ZM161 228V229H160ZM193 228V229H192ZM200 228V230H199ZM205 228V229H204ZM214 228V229H213ZM231 228V229H230ZM240 228V229H239ZM38 229V230H37ZM64 229V230H63ZM79 229V230H77ZM81 229V230H80ZM84 229V230H83ZM149 231H147V230ZM166 232H165V230ZM175 229V230H174ZM197 229V230H196ZM251 229V230H249ZM37 230V231H35ZM63 230V231H62ZM66 230V231H65ZM73 230V231H72ZM112 230H115V231H112ZM119 232H118V231ZM192 230V231H191ZM204 230V231H203ZM209 230V231H208ZM211 230V231H210ZM225 230V231H224ZM232 230V231H231ZM79 231V233H77ZM91 231V232H90ZM128 231V232H127ZM130 231V232H129ZM133 231V232H131ZM147 233H146V232ZM154 231V232H153ZM164 231V232H163ZM170 231V232H169ZM175 231V232H174ZM178 231V233H177ZM186 231V232H185ZM196 233H195V232ZM203 231V232H202ZM248 231V232H247ZM250 231V232H249ZM259 231V232H258ZM62 232V234H61ZM70 232V233H69ZM74 232V233H73ZM144 232V233H143ZM169 232V233H168ZM193 232V233H192ZM241 232V233H240ZM247 232V233H246ZM60 233V234H59ZM65 233V234H64ZM113 233V234H112ZM120 233V234H119ZM127 233V234H126ZM129 233L131 234V236L129 235ZM158 233V234H157ZM163 235H162V234ZM181 233V234H180ZM189 234L187 236V234ZM222 233V234H221ZM253 233V234H252ZM73 234V235H72ZM78 236H77V235ZM90 234V235H89ZM102 234V235H101ZM142 237H141V235ZM153 234V235H152ZM155 234V235H154ZM169 234V235H168ZM174 234V235H173ZM214 234V235H213ZM245 234V236H244ZM64 235V236H62ZM75 235V236H74ZM104 235V236H103ZM116 235H119V236H116ZM126 235V236H124ZM129 235V236H128ZM152 235V237H151ZM160 237H159V236ZM165 235V236H164ZM178 235V236H177ZM181 235H184V236H181ZM195 235V236H194ZM198 235V236H197ZM200 235V236H199ZM204 235V236H203ZM248 235V236H246ZM251 235V236H250ZM102 239H105L106 241H102ZM121 236V237H120ZM128 236V237H127ZM158 238H157V237ZM168 236V237H167ZM187 236V237H186ZM190 236V237H189ZM193 236V237H192ZM203 236V238L201 237ZM260 236V237H259ZM56 237V239H55ZM64 237V238H62ZM96 237V238H95ZM108 237V238H106ZM110 237V238H109ZM113 239H112V238ZM118 237V239H117ZM123 237V238H122ZM147 237V238H146ZM152 240H150V238ZM164 237V238H163ZM177 237V238H176ZM183 237V238H182ZM258 237V238H257ZM58 238V239H57ZM60 238V239H59ZM71 238H73V240H71ZM91 238V239H90ZM99 238V240H98ZM115 238V239H114ZM126 238V239H125ZM144 239L146 241L144 242H140L139 240L141 239ZM157 240H156V239ZM161 238V239H159ZM173 240H172V239ZM188 238V239H187ZM195 238V239H194ZM198 238V240H196ZM225 238V239H224ZM231 240H230V239ZM251 238V239H250ZM93 239H95L93 241ZM109 239V240H107ZM117 239V240H116ZM164 239V240H163ZM169 239V240H167ZM182 239V240H181ZM190 239V240H189ZM193 239V241H191ZM227 239V240H226ZM235 239V240H234ZM257 239V240H256ZM60 244H59V241ZM64 240V241H63ZM67 240V241H66ZM70 240V241H68ZM76 240V242L74 241ZM90 240V241H88ZM92 240V242H91ZM113 240L117 241V243L119 244H116V241L115 243L113 242ZM121 240V241H120ZM123 240V241H122ZM132 240V241H131ZM135 240V241H134ZM154 240V241H153ZM160 240V241H158ZM171 240V241H170ZM180 240V241H178ZM188 243H187V241ZM196 240V241H194ZM200 240V242H198ZM221 240V241H220ZM241 240V241H240ZM244 240V241H243ZM52 241V242H51ZM58 241V243H57ZM97 241V242H95ZM138 241V242H137ZM148 241V243H147ZM157 241V242H156ZM167 241V243H166ZM170 241V242H169ZM185 242V243H182V242ZM226 241V242H225ZM234 241V243H233ZM249 241V242H248ZM259 241V242H258ZM5 242V243H4ZM9 242V243H8ZM13 242V243H15ZM44 242V243H43ZM62 242H65L62 244ZM102 242H105V243H102ZM110 242V243H109ZM114 244H113V243ZM121 242V243H120ZM129 242V243H128ZM131 242V243H130ZM146 242V243H145ZM152 242V243H151ZM160 242V244H159ZM169 242V243H168ZM189 242H191V244H189ZM196 244H194V243ZM202 242V243H201ZM241 242V243H240ZM248 242V243H247ZM262 242V243H261ZM3 243V244H2ZM39 243V244H38ZM66 243H69L66 244ZM72 243V244H71ZM91 243V245L89 246V244ZM94 243V244H93ZM134 243V245H133ZM137 245H136V244ZM145 243V244H144ZM158 245H156V244ZM178 243V244H177ZM187 243V244H186ZM245 243V244H244ZM247 243V244H246ZM250 243V244H249ZM99 244V245H98ZM107 244V245H106ZM116 244V245H115ZM128 244H130L129 246L132 247V248H129ZM132 244V246H131ZM142 244V245H141ZM147 244V245H146ZM151 244V245H150ZM168 244L170 245L168 247ZM172 244H176V245H172ZM192 244H193V247H192ZM199 244V245H198ZM230 244L232 247H230ZM237 244V245H236ZM243 244V245H242ZM257 244V245H256ZM38 245V246H37ZM59 245V246H58ZM78 245V246H77ZM87 245V246H86ZM93 245V246H92ZM118 245V247H117ZM141 245V247H140ZM144 245V246H143ZM179 245V246H177ZM180 245L182 247H180ZM189 245V246H188ZM191 245V246H190ZM218 245V246H217ZM226 245V246H225ZM229 245V248L228 246ZM247 245V246H246ZM250 245V246H249ZM60 246H64L63 248L60 247ZM107 249H106V247ZM110 246V247H109ZM113 246V247H112ZM147 248H146V247ZM163 246V247H162ZM167 246V247H166ZM171 246H177V251L176 249L174 250L173 248H170ZM184 246V248H183ZM185 246H188V247H185ZM244 246V247H243ZM246 246V247H245ZM260 246H263V247H260ZM69 247V248H68ZM89 247V248H88ZM94 249H93V248ZM104 247V249H103ZM112 247V248H111ZM139 247H140V250H139ZM142 247H145V249H143ZM150 247V248H149ZM152 247V248H151ZM154 247L156 249H158L156 252V249H154ZM158 247V248H157ZM199 247V248H198ZM258 247V248H257ZM71 248V249H70ZM89 250H88V249ZM110 248V249H109ZM165 248V250H164ZM181 252H179V249ZM203 248V249H202ZM226 248H228V250H226ZM243 248V249H242ZM257 248V249H256ZM260 248V250H259ZM9 249V250H8ZM109 249V250H108ZM116 249L118 251H116ZM124 249V250H123ZM134 250V253H133V250ZM168 249V250H167ZM185 251H184V250ZM195 249V250H193ZM202 249V250H201ZM214 251H213V250ZM220 249V250H219ZM227 253L225 254L223 252V250ZM240 251H239V250ZM256 251H254V250ZM262 249V250H261ZM6 250L9 252H6ZM84 250V251H83ZM96 250V251H95ZM104 250V251H103ZM106 250V251H105ZM107 250L109 251V253L107 252ZM129 250V252H128ZM132 250V252H131ZM192 250V251H191ZM199 250V252H197ZM207 250V251H206ZM212 250V251H211ZM234 250V251H232ZM245 250V251H244ZM249 250V251H248ZM253 250V251H251ZM16 251V250H15ZM113 251V253H112ZM149 251V252H148ZM207 255H205L204 253ZM223 253H221V252ZM236 251H238L236 253ZM24 252V253H23ZM26 252V253H25ZM89 252V253H88ZM92 252V253H91ZM123 254H121V253ZM130 256L129 258L132 257V254L135 258H131V260L128 258L127 260L125 259V255L127 256ZM131 252V254H130ZM137 252V253H136ZM143 252V253H141ZM145 252V253H144ZM166 252V253H165ZM178 252V253H177ZM189 252V253H188ZM197 252V253H196ZM233 252V253H232ZM235 252V254H234ZM259 252V253H258ZM87 253H88V256H87ZM91 253V254H90ZM101 253V254H100ZM118 253L120 254L119 257H118ZM148 253V257H147V254ZM164 255H163V254ZM175 253V254H173ZM185 253V254H184ZM200 253V254H199ZM216 253V254H215ZM230 253V255H229ZM249 256H248V254ZM253 253V254H252ZM258 253V254H256ZM260 253H263L260 255ZM28 254V255H27ZM70 254V255H69ZM86 254V255H85ZM145 254V255H144ZM153 254V255H152ZM157 254H159L157 256ZM172 254V255H170ZM193 254V256H192ZM203 254V255H201ZM209 254V255H208ZM222 256H221V255ZM239 254V255H238ZM251 254V255H250ZM256 257H255V255ZM72 255V256H71ZM100 255V256H99ZM114 255V256H113ZM152 257H151V256ZM170 255V256H169ZM183 255V256H182ZM196 255V256H195ZM212 255V256H211ZM216 255V256H215ZM245 255V256H244ZM248 258H247V256ZM79 257L78 259H75L73 257ZM90 256V257H89ZM95 256V257H94ZM144 256V258L142 259V257ZM186 256V258H185ZM189 256V257H188ZM200 256V257H199ZM203 256V257H202ZM205 256V257H204ZM211 256V257H210ZM226 258H225V257ZM241 256V257H240ZM263 256V257H262ZM84 257V258H83ZM86 257V258H85ZM97 257V258H96ZM124 257V259L122 258ZM158 257V259H156ZM166 257V258H165ZM169 257V258H168ZM176 257V258H175ZM207 257L209 258L207 260ZM215 257V258H214ZM218 257V258H217ZM222 257V258H221ZM230 257V258H229ZM234 257V258H233ZM239 257V258H237ZM258 257V258H257ZM261 257V258H260ZM81 258V259H80ZM99 258V259H98ZM119 258V259H118ZM139 258V259H138ZM147 258H149L148 260H146ZM160 258V259H159ZM163 258V259H162ZM168 258V259H167ZM173 258V259H172ZM190 258V259H189ZM221 258V259H220ZM225 258V259H224ZM229 258V260H228ZM237 258V259H236ZM84 259V260H82ZM87 259V260H86ZM88 259H91L88 261ZM96 259V260H95ZM104 259V260H103ZM108 259V260H107ZM156 259V260H155ZM180 259V260H179ZM193 259V260H192ZM195 259V260H194ZM214 259L217 260L214 262ZM234 259V260H233ZM249 259H251L253 261V263H251L252 261H249ZM93 260L95 262H93ZM111 260V261H110ZM118 260H120L118 262ZM123 260V261H122ZM140 260V261H138ZM146 260V261H144ZM159 260V261H158ZM164 260V261H162ZM169 260V261H168ZM175 260V261H174ZM200 260V261H199ZM202 260V261H201ZM207 260V261H205ZM226 262H224V261ZM232 260V261H231ZM244 260L246 262H244ZM97 261V262H96ZM99 261V262H98ZM103 261V262H102ZM107 261V262H106ZM126 261V262H125ZM138 263H137V262ZM144 261V262H143ZM151 261V262H150ZM171 261V262H170ZM205 261V262H204ZM228 261V262H227ZM234 261V262H233ZM249 261V262H247ZM105 262V263H104ZM124 262V263H122ZM140 262V263H139ZM150 262V263H149ZM155 262V263H154ZM165 262V263H164ZM167 262V263H166ZM174 262V263H173ZM195 262V263H194ZM201 262H204V263H201ZM212 262V263H211ZM259 262V263H258Z\"/></svg>",
  "mask_w": 264,
  "mask_h": 264
}]
</instances>
